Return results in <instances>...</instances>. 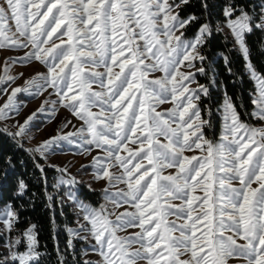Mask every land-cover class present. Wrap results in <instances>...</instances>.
Returning a JSON list of instances; mask_svg holds the SVG:
<instances>
[{
  "label": "snow or ice",
  "instance_id": "6c2138e0",
  "mask_svg": "<svg viewBox=\"0 0 264 264\" xmlns=\"http://www.w3.org/2000/svg\"><path fill=\"white\" fill-rule=\"evenodd\" d=\"M192 2L0 0V53H23L0 63V97L7 96L0 134L40 173L57 264H69L68 255L71 264H264V72L247 42L259 32L264 54V0H224L215 25L209 0H199L201 15L189 10ZM224 29L254 85L250 111L218 85L205 53ZM219 55L233 83L242 81L230 56ZM16 66L43 70L25 76L13 74ZM19 79L24 83L12 87ZM218 87L223 96L216 105L212 90ZM44 93L23 123L8 125L22 107L18 94L35 99ZM61 108L79 126L67 119L55 135L26 147L34 122L46 116L51 123ZM215 113L221 127L210 137ZM69 125L73 131H65ZM65 144L75 149L72 155L91 157L77 169H91L90 181L67 165L47 163ZM46 167L59 174L56 195L48 191ZM14 170L13 156L4 155L0 264H41L47 253L40 251L37 225L18 229L29 185L18 176L10 185ZM93 183L103 186L97 190ZM89 194L98 197L95 203ZM57 205L60 216L66 207L75 216V228L65 225L64 249ZM75 242L82 244L79 251Z\"/></svg>",
  "mask_w": 264,
  "mask_h": 264
},
{
  "label": "trees",
  "instance_id": "16d2710c",
  "mask_svg": "<svg viewBox=\"0 0 264 264\" xmlns=\"http://www.w3.org/2000/svg\"><path fill=\"white\" fill-rule=\"evenodd\" d=\"M224 0H209L210 10L212 16L210 20L213 25L217 21H222V9L221 4ZM244 2V0H241ZM189 10L196 15H201L203 9L200 7L199 0H193L192 4L189 6ZM195 33V26L189 30L188 36H192ZM227 37V39H225ZM261 39L259 32L256 35H249L247 37V42L252 49V61L256 65L257 69L264 72V54L259 51L257 41ZM225 53L230 56L231 67L233 72L237 74L244 73L243 60L233 49V42L230 34L223 31L222 33H214L213 37L209 41L207 48L205 49L206 55H208L213 61V66L215 70V75L217 77L218 85L224 84L227 86L228 94L236 100L237 104L243 103L245 108L249 111L251 110L249 92L254 90L253 82L248 79L247 74L244 73L243 80L233 83L236 79L234 76H230L226 71L224 66L223 58L219 53ZM202 83H207L204 77H198ZM213 103L218 105L222 100V91L218 88L212 90ZM239 97V99H237ZM207 103V101H205ZM242 113V118L248 120L249 117L244 115V109H240ZM214 128L209 132V136L212 137L213 133L217 136L220 128V119L215 113L213 117ZM28 147V146H26ZM4 155L13 156L15 163V170L12 174L13 178L10 181V185L15 183V178L18 176L23 178L29 185L28 196L24 198L23 203L25 204V209L21 211V223L18 225L19 230H23L25 227L29 226V223H35L37 225L38 239L40 242V251L47 253L42 257L41 264H57V255L54 250L53 240H52V225L50 222V215L48 208L46 207V197L44 192V186L42 183L38 182V177L40 173L34 167L33 161L30 156L22 151L15 149L12 142L3 134H0V164H2V157ZM23 161V163H21ZM41 164L45 161L41 160ZM45 174L48 179V191L53 195L54 189L52 185L55 183V178L57 177V172L54 168L46 167ZM81 192L86 193L87 189L82 186ZM35 193L33 196L32 194ZM63 193V192H62ZM90 199H95L94 195L89 194ZM5 200L8 199L7 196L4 197ZM59 205L56 206V221L58 228V238L60 241L61 249H64L67 242V233L64 231L65 225L68 227H73L75 225V216L70 208H65V215L60 216ZM77 247L76 250L79 251L82 247L80 242H75ZM21 249H24L21 247ZM67 259L69 264H71V256L68 255Z\"/></svg>",
  "mask_w": 264,
  "mask_h": 264
},
{
  "label": "rangeland",
  "instance_id": "374dc122",
  "mask_svg": "<svg viewBox=\"0 0 264 264\" xmlns=\"http://www.w3.org/2000/svg\"><path fill=\"white\" fill-rule=\"evenodd\" d=\"M226 33L229 34L227 29H224ZM193 36V35H192ZM189 36V37H192ZM23 53H11V52H3L0 53V63H2L3 58L5 56L9 55H22ZM35 70H43L39 66L36 67V69L32 67H19L16 66L12 69L13 74L16 72L24 71L25 76H29L34 73ZM0 71H2V68H0ZM199 79V78H198ZM24 83L23 79L17 80L12 87H16L19 85H22ZM200 83H202L200 81ZM11 91V89H9ZM47 93H44V95L38 97V98H30L26 94H18V101L21 103L22 107L20 110V113L18 116H15L14 120H9L7 121L8 125L11 127L15 121H19L20 123H23L24 120L27 118L28 115H30L33 111H35L41 104V102L47 97ZM7 99V96L0 97V104L4 103V100ZM52 99H55V97H52ZM169 105H165V107H168ZM217 116L220 119V114L216 113ZM47 119L46 116H41L34 122V126L31 128L30 135H32L33 139L30 142L26 143V146L32 147L35 146L36 144L40 143L42 140L47 139L51 135H55L56 129L61 126V124L67 120L70 119L72 120L73 124H76L77 127L79 126V121H77L74 117L71 116L70 113H68L65 109L61 108L59 112L57 113V116L55 120H53L51 123H45L44 121ZM243 119V118H242ZM255 123V121H253ZM221 127V124H220ZM14 130V129H13ZM74 129L72 128L71 125L65 131H73ZM220 130V128H219ZM218 130V131H219ZM219 135V133H218ZM217 135V136H218ZM75 151L74 148H69L68 145H64V152L61 153L60 150H57V153L55 155H52L49 157L48 162L49 164H54V165H59V166H68L69 170L71 173L75 176H77L78 179L84 180V181H90L91 180V169H88L87 172H77V169L80 168L81 164H87L90 160L91 157H83L79 155H72V153ZM96 153L93 152V155ZM59 174L57 173V176ZM102 183H93V187L99 190L102 187ZM82 186L80 187L79 191L81 192ZM54 193L56 194V190L54 189ZM62 191L60 192V195H62ZM98 199V197L95 196V199H90V202L95 203V201ZM174 219V218H173ZM28 227V226H27ZM25 227V228H27ZM76 227V224L73 226V228ZM24 228V229H25ZM123 234V233H122ZM21 251H24L25 249H20ZM93 259L96 257L93 256ZM234 264H237V262H234Z\"/></svg>",
  "mask_w": 264,
  "mask_h": 264
}]
</instances>
